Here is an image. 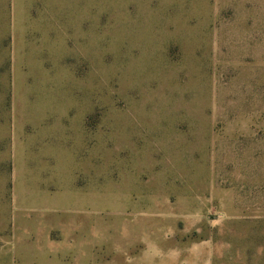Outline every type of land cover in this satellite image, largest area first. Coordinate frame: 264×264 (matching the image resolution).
Instances as JSON below:
<instances>
[{"label":"rangeland","instance_id":"374dc122","mask_svg":"<svg viewBox=\"0 0 264 264\" xmlns=\"http://www.w3.org/2000/svg\"><path fill=\"white\" fill-rule=\"evenodd\" d=\"M54 119L87 131L72 191ZM15 160L61 204H16ZM263 199L264 0H0V264H199L220 237L216 264H264Z\"/></svg>","mask_w":264,"mask_h":264},{"label":"crops","instance_id":"0c3cea01","mask_svg":"<svg viewBox=\"0 0 264 264\" xmlns=\"http://www.w3.org/2000/svg\"><path fill=\"white\" fill-rule=\"evenodd\" d=\"M50 9L47 12L50 13H65L66 10L65 8L63 10H61L59 8L58 5H55V7H49ZM48 32L50 33L49 37L51 39H55V40H60V38H63L66 40V29L64 28H57V27H49L48 28ZM17 34V33H16ZM15 34V35H16ZM14 35V38H15ZM54 44H60V42H52ZM12 44H17L16 42H12ZM65 44V42H64ZM68 123L67 120H60V119H54L52 120V123L49 124V129L46 130L47 134L50 136L49 140H54L56 142H58L57 144L61 147L62 150V154L60 157V161L58 163V160L51 162L52 165H58L60 166V169H63L64 171H66V173H64V175L60 176V180L59 182L62 183L63 188L65 190H73L74 189V183H75V178L77 175V178H80L81 180H84L83 174H87V170L84 171V166L87 168L88 166V161H89V155H88V151L86 152H81L78 155L75 154V148L73 145V137H75V135H79L82 137H87V131L84 129L81 130H75L74 128V123L71 122L70 123V127H68ZM71 138L72 140H70V142L68 141V138ZM48 142V141H47ZM46 144V143H44ZM42 144V146L44 145ZM45 148V145H44ZM44 153V154H43ZM42 154L44 155V159L46 160V162L48 163L50 160V156H56L55 158H57V152L53 151V148H49L47 151L46 149L44 150ZM18 162L15 160V169L16 170V182L14 183V198H15V203L16 204H25L27 203L28 205H43V204H48V205H58V203L61 204V202H59V196L57 197L56 195H46L45 193L42 194V190L47 191L49 190L48 188H51V190L53 189V187H45L44 185H34V183H32V181H27L26 177L23 176L25 175L26 172V164L24 163V161L20 160V166H17ZM90 164H92V161H90ZM77 166H81L80 171L78 172L76 170ZM25 168V169H24ZM88 169V168H87ZM83 189V187H82ZM87 189V187H84V190ZM37 192H39L40 194H38ZM71 197V196H70ZM87 197V196H86ZM28 198V199H27ZM262 197H259L258 199H260ZM26 200H29V202H27ZM50 203V204H49ZM81 203V202H80ZM75 204V203H73ZM262 205L264 206V199L262 201ZM220 218V222H226L227 218H229L227 216V214H220L219 216ZM230 218L232 219V221L234 222H241L244 220H248L243 216H239V215H234L233 217L230 216ZM252 223H258V222H264V209L262 213H258L256 215H253L250 217L249 219ZM231 221V220H230ZM237 226L238 225H234ZM223 228V227H222ZM256 230H261L260 232H254L257 233L258 236L260 237H264V227L262 228H257L255 227ZM226 232V230L224 229H220V234H224ZM238 232V231H237ZM256 235V237H258ZM204 250L206 251L205 254L201 256L200 258V262L199 264H216V263H220L222 260L225 259L226 255H227V251L225 250L224 247V243L223 240L220 239L217 240V242L214 239H208L205 241L204 245H203ZM90 253H92V251H90Z\"/></svg>","mask_w":264,"mask_h":264}]
</instances>
